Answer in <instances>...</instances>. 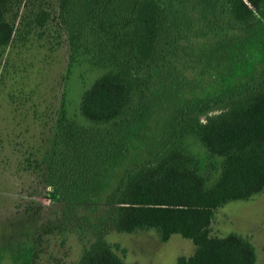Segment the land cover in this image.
Returning <instances> with one entry per match:
<instances>
[{
  "label": "trees",
  "instance_id": "16d2710c",
  "mask_svg": "<svg viewBox=\"0 0 264 264\" xmlns=\"http://www.w3.org/2000/svg\"><path fill=\"white\" fill-rule=\"evenodd\" d=\"M29 1L0 0V50ZM33 1L20 23L34 30L57 19L71 54L103 71L79 97L87 125L62 109L48 202L29 215L17 264H38L44 253L54 264H138L107 235L150 229L162 242L174 234L192 242L174 264H255L250 239L213 234L211 224L219 207L264 189V69L256 70L264 0ZM155 112L169 117L167 141L127 164L151 137ZM188 136L204 153L188 148ZM71 236L75 258L48 251Z\"/></svg>",
  "mask_w": 264,
  "mask_h": 264
},
{
  "label": "rangeland",
  "instance_id": "374dc122",
  "mask_svg": "<svg viewBox=\"0 0 264 264\" xmlns=\"http://www.w3.org/2000/svg\"><path fill=\"white\" fill-rule=\"evenodd\" d=\"M35 3L30 0L27 7L21 4L11 40L0 50V264L20 262V246L24 248L27 239L22 231L29 215L39 202H48L44 194L49 189L50 149L62 109L66 117L87 125L78 113L79 97L103 71L81 53L71 54L57 19L34 30L23 26L21 15L29 13ZM42 3L49 7L46 0ZM263 67L257 65L256 70ZM166 117L164 112L152 115L151 137L130 154L127 164L147 161L160 150V143L168 137ZM185 142L193 152L204 153L193 137H186ZM211 229L217 235L230 231L244 235L256 248L255 264H264V189L249 199L231 200L216 209ZM107 239L118 244L117 252H124L127 261L138 264H174L178 255L193 250L189 239L174 234L162 242L152 229L131 234L110 232ZM53 242L48 251L57 259L64 256L63 251L68 252V260L79 253L80 244L74 236L60 247L57 240ZM56 261H49L44 253L38 264Z\"/></svg>",
  "mask_w": 264,
  "mask_h": 264
}]
</instances>
